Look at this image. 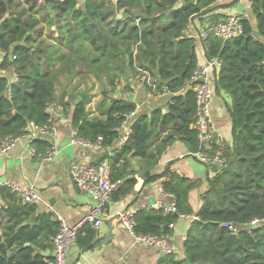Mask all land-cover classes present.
Segmentation results:
<instances>
[{"label":"trees","instance_id":"trees-1","mask_svg":"<svg viewBox=\"0 0 264 264\" xmlns=\"http://www.w3.org/2000/svg\"><path fill=\"white\" fill-rule=\"evenodd\" d=\"M218 1L0 0V69L9 71L0 76V142L22 136L31 123L49 126L47 108L57 104L70 115L77 137L101 141L107 151L120 138L117 129L137 109L114 94L122 81L124 92H133L132 81L138 78L153 98L176 97L166 112L155 107L137 113L128 141L114 149L113 157L104 156L112 181H122L111 199L134 187L131 160L147 183L158 178L151 170L176 140L191 154L201 151L192 128L195 93L183 94L198 66L196 42L187 29ZM250 12L253 21L242 20L238 37L202 40L208 61L220 62L215 90L231 99L233 145L224 146V155L235 160L223 169L213 167L215 175L183 243L185 257L169 256L165 264H264V0H253ZM77 76H94L105 85L107 102L97 116L88 112V91H77L78 83L69 89ZM32 144L38 152L50 148L42 139ZM164 177L162 189L174 198V210H138L133 231L168 241L172 226L194 215L189 195L199 182L170 169ZM255 221L258 226L249 227ZM59 229L51 214H37L35 204L24 203L11 187H0V264H48L52 257L46 253ZM96 236L86 226L76 243L91 248Z\"/></svg>","mask_w":264,"mask_h":264},{"label":"crops","instance_id":"crops-1","mask_svg":"<svg viewBox=\"0 0 264 264\" xmlns=\"http://www.w3.org/2000/svg\"><path fill=\"white\" fill-rule=\"evenodd\" d=\"M248 2L249 0H220L214 5L213 10L189 24L187 34L195 39L198 66L208 62L199 38L202 24L205 21L240 13H246L248 19L253 21ZM219 68L220 66L216 65L210 72V80L215 92L211 103L212 126L218 141L223 146H232V120L229 113L231 99L223 92H216L214 84ZM138 80L136 78L132 81L133 92H124L125 81H122L123 85L121 82L117 97L135 103L137 113H149L155 107H161L165 112V108L147 94L143 84L140 83L141 80L140 82ZM133 120L129 121L131 127ZM52 127L54 136L42 138L50 148L56 146L58 149V155L51 161L42 162L38 157L32 156L26 140L17 143L8 153L0 152V187L33 185L38 194V201L35 204L37 214L49 213L55 221L64 219L69 225H75L90 212L93 200L89 194L77 188L69 174L70 165L74 161L96 165L106 159L104 156L109 149L106 151L104 148H84L71 144V140L77 135L71 124L70 115L64 111L55 110ZM118 145L117 141L110 149L114 150ZM40 150L39 153H45L47 149L40 148ZM130 163L135 170V174L131 176L136 180L134 187L121 199L109 200L104 211L102 226L98 229L91 227L97 234L94 245L91 248H83L75 243L67 252L65 264H165V259L169 256H175L179 260L184 259L183 243L195 220V214L202 205V196L208 190L209 179L215 175V168L205 165L179 140L167 148L160 157L158 165L151 170L150 174L158 177L154 181L146 183L144 175L137 169L136 161L131 160ZM168 169L199 182L189 195L194 215L181 217L172 226V235L168 238L169 244L174 248L171 254H165L160 248L138 242L134 234L122 227L117 220V215L122 211L137 212L141 209L150 210L154 205H172L174 198L165 194L162 189L165 181L164 173ZM52 253L53 247L46 255L52 257Z\"/></svg>","mask_w":264,"mask_h":264},{"label":"built area","instance_id":"built-area-1","mask_svg":"<svg viewBox=\"0 0 264 264\" xmlns=\"http://www.w3.org/2000/svg\"><path fill=\"white\" fill-rule=\"evenodd\" d=\"M252 4L253 0H249V9H251ZM244 19H248L246 13L233 14L222 19L205 21L200 28L199 38L202 41L209 36H215L227 41L238 37L243 32L242 20ZM216 65L220 66V62L217 59L208 61L205 65L197 66L189 80L188 87H190L195 93L197 104L195 121L192 128L197 132L199 142L203 148L201 151L196 152L193 155L208 167L223 169L228 166L229 161L224 155V146L215 136L211 118V103L214 99L215 92L210 80V72ZM2 75H9V71L0 69V76ZM14 80L15 79L12 76L11 81ZM144 80L150 82V79L145 76L142 77V81ZM164 95L158 96L157 98ZM55 110L63 111V108L57 104L50 105L47 108V112L51 116L49 126L36 127L33 123L29 124L26 132L22 136L2 140L0 142V152L8 153V151H10L17 143L26 140L32 156L38 157L42 162L53 160L58 155V149L56 146H52L45 153H39L33 146L32 142L36 139L54 136V129L52 126ZM136 116L137 112H132L127 117V120L117 129L121 135L118 140V148H121L130 138L132 127L130 126L129 121L135 119ZM71 144L84 148H102L100 145L101 141L93 144L79 137L73 138ZM114 154L115 151L113 149L108 150V157H113ZM69 174L77 188L81 192L91 196L93 206L90 212L75 225H69L64 219L59 221L60 229L57 235L53 238L52 260L49 261L48 264H65L67 252L73 245H75L78 233L86 226H90L94 229H98L102 226L106 205L111 199L112 194L122 185V181H112L111 179L109 158L100 161L96 165H86L80 161H74L70 165ZM11 188L20 195L24 203H37L38 194L33 185ZM155 208H161L165 211H173L174 203L172 205H154L150 207V209ZM135 214L136 211L133 210L122 211L117 215V220L122 227L134 234V237L138 242H143L147 245L160 248L165 254H171L174 251V248L168 241L155 236H144L134 233ZM253 223H257V221Z\"/></svg>","mask_w":264,"mask_h":264},{"label":"rangeland","instance_id":"rangeland-1","mask_svg":"<svg viewBox=\"0 0 264 264\" xmlns=\"http://www.w3.org/2000/svg\"><path fill=\"white\" fill-rule=\"evenodd\" d=\"M52 29H54V27H52ZM46 30L48 29L46 28ZM77 83L79 84L77 91H88V93L91 95L90 103L87 105V109L88 112L90 113V116H97L99 114V109H98L99 106L107 102V100L103 98V94H102L105 85L103 86V82L97 80L94 76H86V77L77 76L72 81V84L69 85V89H71V86L73 87V85ZM105 84L108 87L107 83ZM61 91H62L61 86L57 85V93L60 94ZM114 97H117V94H114Z\"/></svg>","mask_w":264,"mask_h":264},{"label":"water","instance_id":"water-1","mask_svg":"<svg viewBox=\"0 0 264 264\" xmlns=\"http://www.w3.org/2000/svg\"><path fill=\"white\" fill-rule=\"evenodd\" d=\"M192 90L190 87L187 88V90L183 93H187L188 91ZM176 97V95L173 94H165L164 96L160 97V98H154V101L156 103H158L160 106H162L163 108H165V112L169 106V104L174 100V98ZM235 160V157H233L230 161H229V165ZM35 216H32V221L34 220ZM258 226V223H252L249 225V227L251 228H255Z\"/></svg>","mask_w":264,"mask_h":264}]
</instances>
